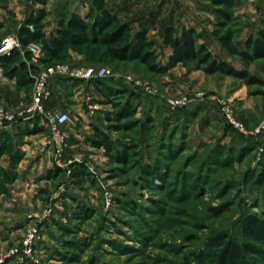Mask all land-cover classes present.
Returning <instances> with one entry per match:
<instances>
[{
    "label": "rangeland",
    "instance_id": "rangeland-1",
    "mask_svg": "<svg viewBox=\"0 0 264 264\" xmlns=\"http://www.w3.org/2000/svg\"><path fill=\"white\" fill-rule=\"evenodd\" d=\"M70 1L0 2V43L6 37L17 38L21 24L40 10L49 37L73 5L89 9L92 4ZM234 4L230 20H224L211 0H138L130 14L118 18L133 32H146L161 62L166 58L163 27L174 23L179 30V25L195 24L193 19L201 16L205 30L196 31L200 43L213 57L245 69L261 84L248 85L180 64L154 75L137 62L110 60L96 46L64 51L55 63L106 67L111 75L102 85L120 94L109 103L94 82L52 83L46 112L69 115L63 130L69 137L65 159L70 174L54 172L41 120L42 133L31 134L29 120H21L11 124L9 135H0V264H212L214 239L226 234L240 241L239 220L248 214L263 217L264 183L257 186L255 181L264 169V131L240 134L207 100L171 105L196 93L217 96L249 132L264 116V59L245 64L227 54L217 40L230 30L242 48L249 36L264 29V0ZM39 59L23 60L34 66L32 74L41 67ZM31 92L32 85L16 86L0 67V108L16 111L29 103ZM123 107L130 108L131 116L117 119ZM96 131L111 142V155L92 146ZM123 145L130 149L127 164L115 160ZM45 157L49 169L41 165ZM147 167L157 169V175L149 176ZM79 169L87 174L81 180L72 177ZM29 232L34 239L26 249ZM255 244L264 252V241ZM253 260L251 264H264V255Z\"/></svg>",
    "mask_w": 264,
    "mask_h": 264
},
{
    "label": "trees",
    "instance_id": "trees-1",
    "mask_svg": "<svg viewBox=\"0 0 264 264\" xmlns=\"http://www.w3.org/2000/svg\"><path fill=\"white\" fill-rule=\"evenodd\" d=\"M46 0H41L45 4ZM217 6L216 12L224 20H230L231 10L234 8V0H211ZM45 13L38 11L36 16L28 17L20 26L17 38L23 51L14 49L9 55L0 56V67L6 76L14 80L18 87H30L33 83L31 72L34 66L26 65L23 60H31V55L25 50L29 43H39L44 57L39 63L45 66L57 64L55 61L67 48H80L96 46L101 53L113 61L137 62L147 72L154 75H164L177 65H191L194 70L205 74L219 73L244 81L248 85L261 84L255 76L249 75L245 69L238 70L230 63L212 56L207 46L200 43V35L192 28H182L179 32L170 25L162 29L161 43L170 50L165 63L159 62L155 52V43L147 37L145 31L133 32L127 22L120 21L117 14L109 9L105 0H92L91 7L85 17L71 13L66 19H61L52 35L47 37L44 33L43 19ZM224 27L225 23L217 24ZM32 27V31L29 29ZM217 40L227 54L238 57L248 64L254 60L264 59V29L247 38L242 48L233 41V32L225 30ZM24 58V59H22ZM102 80H91L100 94L110 101V97L120 94L119 91L102 85ZM117 113V119L131 116L130 108H121ZM39 117L28 121L32 124L31 134L42 133L43 127L38 125ZM21 122V120H18ZM132 125V124H131ZM94 148H103L111 155L113 146L108 138L100 131H96V137L91 142ZM130 149L123 145V149L115 155V160L121 164H127V152ZM55 173L60 169L54 168ZM149 176L155 177L157 169L148 168L145 171ZM82 170H76L72 177L81 180L86 177ZM264 183V169L257 176L255 184L262 186ZM263 217L248 214L239 220L241 240L221 234L214 239L213 247L217 249L212 264H251L254 257L264 255L262 249L255 243L264 241V213Z\"/></svg>",
    "mask_w": 264,
    "mask_h": 264
},
{
    "label": "built area",
    "instance_id": "built-area-1",
    "mask_svg": "<svg viewBox=\"0 0 264 264\" xmlns=\"http://www.w3.org/2000/svg\"><path fill=\"white\" fill-rule=\"evenodd\" d=\"M32 31V27L29 26ZM20 44L18 38L6 37L0 43V56L9 55L14 49H19ZM26 51L34 58L39 59L43 56L42 48L39 43H29L26 46ZM110 70L106 67L100 66H86V67H71L66 63L43 66L38 71L31 74L33 79L32 92L30 101L27 105H22L16 111H8L0 108V131L15 123L18 120H31L39 117L44 122L47 130V156L50 159L52 166L59 168L70 174L65 155L67 154L69 137L63 130V126L69 121L67 112L48 113L46 112V105L52 99V83L58 82L60 79H69L76 81L88 82L91 80H102L110 76ZM207 100L214 102L226 123L242 135H257L264 131V116L256 126V128L249 132L241 123H239L224 100L217 96H204L202 93H196L193 97H182L176 101H172V108L183 107L190 103L191 100ZM34 233L29 232L24 240V247L30 248Z\"/></svg>",
    "mask_w": 264,
    "mask_h": 264
},
{
    "label": "crops",
    "instance_id": "crops-1",
    "mask_svg": "<svg viewBox=\"0 0 264 264\" xmlns=\"http://www.w3.org/2000/svg\"><path fill=\"white\" fill-rule=\"evenodd\" d=\"M4 1H9V0H0V2H4ZM72 1V0H71ZM70 1V2H71ZM137 2L138 0H105V4L106 6L111 9L112 11H114L117 16H124V15H128L130 14L131 12V9L132 7H135L137 6ZM109 4V5H107ZM68 6L70 7L71 5L68 4ZM75 6V8L71 9L70 11V14L71 13H75V14H78L82 17H85L86 14L88 13L89 9L88 7L87 8H84L83 5H80V4H76V5H73V7ZM176 15V13H175ZM172 18H176V17H172ZM201 19L202 17L201 16H196L193 20L195 21V24L192 23V22H186L185 24H182V25H179V30H177L178 32L184 27V28H192L194 29L195 31L197 32H202L204 29L205 26H203L202 24H200L201 22ZM167 25H170V26H173L174 27V23H169ZM166 26V25H165ZM176 26V25H175ZM203 41L207 42L206 39H204ZM165 48V51H166V58L164 61H161L162 63H165L166 60H167V57L169 56L170 54V50L166 47ZM221 60H224L226 62H228L225 58L224 59H221ZM229 63V62H228ZM231 64V63H230ZM177 67V66H176ZM176 67H174L173 69H175ZM15 83V82H14ZM57 88L60 90V87L57 86ZM89 88L93 89L94 87L92 86V84L89 85ZM87 115V114H86ZM79 116H83V118L85 117V115L83 113H79ZM29 124V123H28ZM29 126H32L29 124ZM12 125H8L7 127H5L4 129H2L0 131V135L3 134V135H6V134H10V131L12 130ZM65 129V128H64ZM38 134V133H37ZM101 149V148H100ZM46 161H41V165L42 164H46V168L49 169L51 168V164L49 163V160L47 159V157H45Z\"/></svg>",
    "mask_w": 264,
    "mask_h": 264
}]
</instances>
